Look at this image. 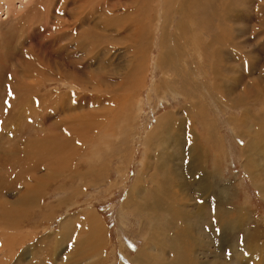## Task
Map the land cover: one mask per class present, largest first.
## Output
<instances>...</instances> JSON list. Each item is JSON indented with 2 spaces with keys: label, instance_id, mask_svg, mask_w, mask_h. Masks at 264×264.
Here are the masks:
<instances>
[{
  "label": "rangeland",
  "instance_id": "374dc122",
  "mask_svg": "<svg viewBox=\"0 0 264 264\" xmlns=\"http://www.w3.org/2000/svg\"><path fill=\"white\" fill-rule=\"evenodd\" d=\"M117 1L108 24L134 19L133 2ZM140 2L143 34L97 28L96 47L78 50L63 36L70 26L56 24L73 19L72 2L61 12L60 0H0V264H77L69 260L75 235L64 239L62 227L90 206L100 214L101 245L80 264H138L141 248L149 264H264V0ZM10 56L42 76L22 79ZM129 61L141 70L133 95L124 92ZM98 67L130 103L126 134L118 121L104 123L117 97L90 77ZM14 76L23 82L16 94ZM80 101L99 117L84 133L75 127ZM53 129L59 147L71 141L54 155ZM140 174L147 189L162 186L150 217L125 205L141 197L132 190ZM171 204L176 225L162 212Z\"/></svg>",
  "mask_w": 264,
  "mask_h": 264
},
{
  "label": "bare ground",
  "instance_id": "6f19581e",
  "mask_svg": "<svg viewBox=\"0 0 264 264\" xmlns=\"http://www.w3.org/2000/svg\"><path fill=\"white\" fill-rule=\"evenodd\" d=\"M113 2V0H60V10L59 11H64V10H68V5L67 4H70V2H72V6L73 5H75V8H73L72 10H74V9H76V10H74V12H72L73 14H72V16H70V17H73V19H71V21L70 20H65L66 18H63V20H60V21H56V24H57V26H61V28L64 26V24H65V26H64V28H66L67 29V27L66 26H70L69 27V31L67 32V34H65V35H63L64 36V38L65 37H68V38H70V41H72V40H75V45H76V48L75 49H80V44L82 45V44H84V45H86L87 44V46H93V47H96V45H97V40L95 39L96 38V33H95V31L96 30H98V29H106L107 30V28H118V29H124L125 27H128V26H130V27H133V29H134V31H135V35L134 36H136L137 34H143V31H142V23H143V19L140 17V15H141V11H142V5H141V2H140V0L138 1V0H131L132 2H133V8H131V9H133L134 10V12H132L131 14H133L134 16H135V18L134 19H131V18H128V17H126V19L125 20H123V19H120L119 17H115L116 19L113 21V23L112 24H108V17L107 16H109L113 11H114V7H115V4L116 3H114V5H112L111 6V3ZM119 1V0H118ZM117 1V3H119ZM122 3V2H121ZM126 3L124 2V4L123 5H125ZM71 5V4H70ZM69 5V6H70ZM120 5V4H119ZM122 5V4H121ZM97 6V7H96ZM96 7V8H95ZM95 8V9H94ZM71 10V9H70ZM108 10H110V11H108ZM93 11V12H92ZM70 14V13H69ZM93 14H96V15H93ZM129 15L130 17H132V15ZM54 16V15H53ZM59 16V15H58ZM95 17H97V18H95ZM93 18H95V20L97 21H94L93 20ZM112 18V17H111ZM127 21V22H126ZM86 24V23H89V26H88V31L86 30V32H84V36L82 35L81 36V33L79 34V36L78 37H74L73 38V33L75 34V30H78V29H82V27H83V24ZM123 23V24H122ZM87 25V24H86ZM98 28V29H97ZM57 29V31H60V29H59V27H57L56 28ZM56 29H55V31H56ZM68 30V29H67ZM84 29H82V31H83ZM95 30V31H94ZM73 31V32H72ZM91 31H93L92 33H91ZM69 32H71L72 33V35L71 36H69ZM60 33V32H59ZM29 35H30V33H29ZM31 37V36H30ZM66 39V38H65ZM13 40V39H12ZM26 40H28V46H30V43H32L31 42V40H29V37H27V39ZM69 40V39H68ZM30 41V42H29ZM51 41V40H50ZM53 41H54V39H53ZM19 43V42H18ZM26 43H27V41H26ZM218 43V42H217ZM24 44V43H23ZM51 44H53V42H49V45H51ZM48 45V47H50ZM216 45H218V44H216ZM17 47V46H16ZM198 46H196L195 48H197ZM219 47V46H218ZM51 48V47H50ZM3 49V48H2ZM5 49L7 50L8 49V47L6 48L5 47ZM52 49V48H51ZM216 49V48H215ZM4 50V49H3ZM6 50H4V52L6 51ZM13 49H11V52H9V50H7V52H6V54L5 55H7V57L6 58H8V56L10 55V53H12L13 51H12ZM30 50H32V49H27V50H25L24 52H21V54L24 56V57H26L27 59H29V57L31 56V52H30ZM50 50V49H49ZM49 50H48V52H49ZM93 50V49H92ZM214 50V49H213ZM3 53V52H2ZM18 53V52H17ZM34 53V50H33V52H32V54ZM50 53V52H49ZM52 54H53V52H51ZM55 53V52H54ZM216 53V52H215ZM47 55V54H46ZM50 55V54H49ZM217 55L219 56L220 54L217 52ZM33 56H34V54H33ZM12 56H10V58H9V60H7L8 61V63H11L12 65H15V66H17V67H19L20 68V70H21V78L23 79V78H28L27 80H29V78H30V76H33V75H37V76H39V75H41L40 74V72L41 71H39V69H38V67H36V68H34V66H32L31 64H29V62L27 61V60H24L22 63L20 62V61H18L17 59V61L16 60H13L14 58L12 57ZM21 57V56H20ZM32 57V56H31ZM35 58V57H34ZM67 59V58H66ZM98 59V58H97ZM30 60V59H29ZM72 60V59H71ZM70 60V61H71ZM3 61H1L0 62V64L2 63ZM72 62V61H71ZM7 62L5 61V64H6ZM19 63H21V64H19ZM40 63V62H39ZM108 63V62H107ZM3 65V64H2ZM1 65V66H2ZM34 65V64H33ZM102 65V64H101ZM132 65H133V63L132 62H128L127 63V65L125 66V72H126V74H130V75H132V78H130V79H128L127 80V82H126V86H125V90H124V92H129V93H131L132 95H133V92H134V90L136 89V88H138L139 86H140V83H141V81H140V83H139V78H140V68H137L136 66L134 67H132ZM44 66V65H43ZM102 67H103V65H102ZM102 67H101V69H102ZM3 68V67H2ZM99 67H98V70H94L93 71V73L91 74V76L90 77H94L95 79H96V81H97V85L100 87V86H104L105 87V90H102V93L104 94V92L103 91H106V94L107 95H109L110 97H112V98H115V97H117V102L116 103H114L113 101H110V103L112 104V105H110V107L111 108H109V109H107V114H108V112H109V117L108 118H106L105 120H104V123H107V121H110V122H117L118 121V125L121 127V125L123 124V127H124V125L125 126H127V129L126 128H124V129H122L123 131H125V134L127 133V131H128V129H130V124L132 123V121L134 120H130L129 121V119H130V117H133V115H131V112H129L130 111V103H127L126 102V96H125V93H123V95L122 94H118L116 91H114L112 88H111V86H110V83L108 82V80H104L103 78V80H101L100 79V75L103 73V71L101 70ZM105 69V68H104ZM39 71V73H37ZM42 76V75H41ZM21 79V80H22ZM88 79H90V78H88ZM0 81H2V80H0ZM14 81H15V83L17 84L18 83V81H17V77L16 76H14ZM38 81V80H37ZM76 81V80H75ZM22 81L21 82H19V85H18V87L19 86H21L22 85ZM71 83V82H70ZM1 84V83H0ZM16 84H14V85H16ZM67 84H69V83H67ZM72 84V83H71ZM83 84V83H82ZM17 85H16V87H17ZM26 86V85H25ZM74 86L76 87V88H82V85L80 86V83H79V81H77L75 84H74ZM13 88L12 89V92L14 93V94H16V91H18V90H20V88H22V87H19V88ZM29 89V88H28ZM1 90V89H0ZM86 90V89H85ZM101 90V89H100ZM31 91V90H30ZM90 91H94V89L93 90H90ZM89 91V92H90ZM97 91V90H96ZM29 92V91H28ZM99 92V94H100V92L101 91H98ZM102 94V95H103ZM101 95V96H102ZM106 96V95H105ZM81 99V98H80ZM121 99V100H120ZM84 100H87V99H84ZM83 100V101H84ZM60 101V100H59ZM79 101V100H78ZM88 102V100L86 101V103ZM84 103V102H83ZM103 102H100V104H102ZM78 105L76 106V108L79 110V111H81L82 113L84 112V114H81V115H78L77 117H76V120H78L79 121V125H75V127L77 126V127H80L81 126V130H79V132H85V131H89V128L90 127H88V125L90 126V123H92V122H95L94 123V125L96 126V124H98V122H99V120H97L98 118H96V117H94V116H91V114L89 113V111H85V109H83V107L81 106L82 105V101H80L79 103H77ZM66 106H67V104H66ZM82 108H81V107ZM62 107V106H61ZM74 107V106H73ZM63 110V109H62ZM74 110V109H73ZM63 111H65V110H63ZM97 111V110H96ZM99 111V110H98ZM101 111H105V110H101ZM100 111V112H101ZM73 112V111H72ZM99 112V113H100ZM122 112L123 113H128V115H127V117L124 115L123 116V118L121 117V115H122ZM86 113V114H85ZM52 115H54V114H52ZM51 115V116H52ZM63 115H64V113H63ZM104 115V114H103ZM104 118H105V116H104ZM68 119H69V117H68ZM124 120H126V121H124ZM68 123V122H67ZM70 123V122H69ZM56 124V123H55ZM57 124H59L57 127H59L60 125H65L66 124V121H65V119L63 118L62 120H59L58 122H57ZM94 125L92 126V127H94ZM61 127V126H60ZM126 129V130H125ZM57 130H59V128H57ZM53 131H54V129H53ZM52 132V131H51ZM59 131H54L53 132V134H52V140H54V142H55V144H53V143H51V153H53V155H54V152L55 151H58V152H61L64 148H66V146H67V143H69V141L70 140H68L67 142H65L61 147H59L60 145H59V141L57 140V139H54L55 137H57V136H60L61 134L60 133H58ZM70 132H72L73 133V130L71 131L70 130ZM76 132H77V130H76ZM120 134V133H119ZM72 135V134H71ZM73 135H75V133L73 134ZM240 135H242V134H240ZM129 136V134L127 135V137ZM45 137V136H44ZM68 137V136H67ZM1 138V137H0ZM59 138V137H58ZM71 138V137H70ZM125 138V137H124ZM126 139V138H125ZM146 141H145V143H144V146H145V154H148L149 153V143H148V135L146 136ZM90 141V140H89ZM127 141V140H126ZM71 142V141H70ZM122 142H124V139H123V141ZM123 144V143H122ZM48 146V145H47ZM47 153H49V152H47ZM54 160V159H53ZM67 161V160H66ZM66 165V164H65ZM71 168V167H70ZM73 176V175H72ZM67 179V178H66ZM65 179V180H66ZM75 179V178H74ZM80 180H82V179H80ZM67 181V180H66ZM65 181V182H66ZM75 182V181H74ZM135 184L132 186V190L134 191V190H136V194H137V197L138 196H141L140 198H138L137 199V203H134V201H130V202H128V203H134V204H130V205H128V204H125L127 207H131V208H134V209H136L138 212H143V211H146L147 212V215H148V217H150L149 215L150 214H152L151 212H150V209L148 208V206H149V204L151 205L152 204V200H154L155 199V193H156V189H160L161 187L159 186V184L158 185H155L154 186V188L152 189V190H149V189H147L145 186H144V179H143V177H142V175L140 174L138 177H137V179H136V182H134ZM41 184V183H40ZM66 184V183H65ZM65 184L64 185H62L61 186V188H62V190H64V186H65ZM70 184H72V183H70ZM94 184V183H93ZM87 185V184H86ZM140 185H142L143 186V189L141 190V188L142 187H140ZM74 186V185H73ZM84 187H86V186H84ZM202 187H203V185H202ZM258 187V186H257ZM76 189V188H75ZM214 189V188H213ZM28 191H29V188L27 189ZM264 190V187L262 186V185H259V191H260V193H262V191ZM75 191V190H74ZM80 192V190H77V192ZM64 192H66V191H64ZM77 192H74V193H72L71 195L73 196V198L72 199H74V197L76 196V195H78L77 194ZM82 193V192H81ZM80 193V194H81ZM79 194V195H80ZM66 195V194H65ZM169 196V195H168ZM67 197H69L68 195H67ZM130 197V193H129V191H128V193H127V196H126V198H129ZM67 199V198H66ZM27 200V199H26ZM25 200V201H26ZM69 201H71V200H69ZM68 202V200L67 201H65V206L67 207V205H73V203H67ZM1 203H3V202H1ZM5 204V203H4ZM2 206V205H1ZM5 207V206H4ZM11 207V206H10ZM129 207V208H130ZM152 208H153V210L154 209H157V206L155 205V204H152ZM3 210V209H2ZM68 210V209H67ZM66 210V211H67ZM88 210H90V212L88 211ZM129 210V209H128ZM152 210V209H151ZM82 211H84L85 213H83V215L82 216H80V217H69L68 219H67V221H66V223H65V226H63L62 227V230H63V238L65 239V238H67V237H69V238H71V236H72V234L73 235H75V243H74V249H77V252L75 251H73V249L72 248H70V250H69V253H73L74 255L73 256H71L70 258H69V260L71 261V258H75V261H74V263H77V264H80L81 262H86V261H88V260H91L93 257L94 258H97V256H98V248L100 247H98L97 245L98 244H100V239H101V237H100V235H102L101 233H102V224H101V222H100V214H98L97 213V211H96V209L95 208H93V207H88V208H86V209H84V210H82ZM155 211V210H154ZM153 211V212H154ZM12 212V211H11ZM162 212H165V213H167L166 214V216H167V219L169 218V219H171L172 221H170V223L169 224H177V222H176V219H175V212L172 210V204H171V209L169 210V208L168 209H166V208H164L163 210H162ZM156 214V213H155ZM7 216H8V214H6ZM14 215H15V213H14ZM181 215V214H180ZM6 216V217H7ZM17 216V215H16ZM179 218V217H178ZM9 219V218H8ZM161 219H162V217H161ZM181 219V218H180ZM16 220V219H15ZM9 221V220H8ZM13 222V221H12ZM161 222V221H160ZM149 224L151 223V222H148ZM152 223H154V222H152ZM185 223V222H184ZM10 224V223H9ZM16 224V223H15ZM155 225V224H154ZM154 225H152V226H154ZM185 225V224H184ZM0 226H2V222H1V224H0ZM80 227H82V233H79V234H76L77 233V230L80 228ZM167 227V226H166ZM169 227V226H168ZM4 228V227H3ZM161 228V227H160ZM9 229H11V228H9ZM146 229H147V227H146ZM152 229V228H151ZM151 229H150V231H151ZM162 229V228H161ZM7 230V229H6ZM8 231V230H7ZM9 232H11V231H9ZM163 232V231H162ZM165 232V231H164ZM167 232V231H166ZM171 233V232H170ZM11 236V235H10ZM11 240V239H10ZM68 240V239H67ZM65 241V240H64ZM96 243H98V244H96ZM12 244V243H11ZM168 244V243H167ZM170 244V243H169ZM8 245V244H7ZM66 245V244H65ZM101 245V244H100ZM10 246V245H9ZM1 247H3V248H5L4 247V243L1 245ZM12 247H13V244H12ZM14 248V247H13ZM96 249V253H94V250ZM90 252V253H89ZM68 253V252H67ZM138 254H139V256H136V261L138 262V264H149L148 263V259L147 258H144V257H142V248L140 249V252H138ZM95 255H97V256H95ZM137 255V254H136ZM70 256V255H69ZM156 259H157V257H155ZM67 260H68V257H67ZM158 260V263H160V264H165L167 261L166 260H164V259H157ZM73 261V260H72ZM65 262H66V260H65ZM68 262V261H67ZM69 263V262H68ZM67 263V264H68ZM167 264V263H166ZM169 264V263H168Z\"/></svg>",
  "mask_w": 264,
  "mask_h": 264
}]
</instances>
